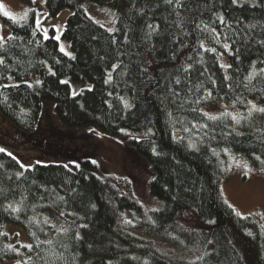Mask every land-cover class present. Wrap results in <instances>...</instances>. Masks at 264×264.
<instances>
[{
  "label": "trees",
  "instance_id": "1",
  "mask_svg": "<svg viewBox=\"0 0 264 264\" xmlns=\"http://www.w3.org/2000/svg\"><path fill=\"white\" fill-rule=\"evenodd\" d=\"M86 1L110 11V28L86 12ZM45 5L50 16L72 10L62 34L72 54L44 35L34 13L18 21L0 11L9 30L0 40V112L34 146L49 104L67 129L125 135L126 151L149 166L158 207L147 209L115 176L98 175L92 159L24 168L0 152V261L264 264L260 222L237 215L221 191L225 152L264 158V112L253 109L264 108V0ZM220 102L240 116L209 119L207 109ZM183 129L192 130L193 145L175 135ZM7 225L29 244H13Z\"/></svg>",
  "mask_w": 264,
  "mask_h": 264
},
{
  "label": "rangeland",
  "instance_id": "2",
  "mask_svg": "<svg viewBox=\"0 0 264 264\" xmlns=\"http://www.w3.org/2000/svg\"><path fill=\"white\" fill-rule=\"evenodd\" d=\"M46 0H0V11L7 17H15L14 20H27L34 13L37 27L45 36H54L59 41L62 52L71 55L69 42L63 38V30L68 16L72 13L69 8L62 9L56 16L47 13ZM86 12L102 24L112 25L114 16L109 10L96 5L91 1L83 4ZM27 13V15H25ZM13 19V18H12ZM2 26L1 35H8V28L0 20ZM110 28V27H109ZM54 30V33L51 30ZM220 64L227 71L229 60L227 54H219ZM256 103V102H255ZM53 105V106H52ZM44 107L41 119L39 139L42 142L34 146L33 141L22 140L18 137L16 128L12 122L0 112V148L9 151L18 158L23 167L32 166L36 162L60 161L64 163L80 164L84 159H92L98 175L115 176L121 183L130 189L147 209L158 207L157 200L149 192V180L151 172L149 166L140 158H136L126 151L124 144L125 135L108 136L101 132L95 133L89 127L79 129H67L60 122L54 111V104ZM212 116L230 113L240 116L241 112L233 105L220 102L207 109ZM198 127V126H197ZM200 127V126H199ZM87 128V129H86ZM192 130H176L177 137H184L190 141ZM138 135V134H137ZM20 139V140H19ZM19 140V141H17ZM22 140V141H21ZM52 142V144L50 143ZM38 143V142H37ZM60 147L63 150H60ZM68 149L69 152L65 150ZM225 169L221 191L224 200L241 217L254 216L264 232V158L259 162H253L241 153L227 151L221 156ZM12 243L29 244L27 234L18 226L7 225ZM163 245V241L155 238ZM0 264H16V261L8 259L0 261ZM109 264H122L121 261L111 260Z\"/></svg>",
  "mask_w": 264,
  "mask_h": 264
},
{
  "label": "snow or ice",
  "instance_id": "3",
  "mask_svg": "<svg viewBox=\"0 0 264 264\" xmlns=\"http://www.w3.org/2000/svg\"><path fill=\"white\" fill-rule=\"evenodd\" d=\"M167 2H168V3H171L172 0H167ZM4 15H5V16H8V15H10V14L7 13V12H5ZM25 15H27V13H25ZM12 18L15 19V17H12ZM0 30H2V26H0ZM9 38H11V37H9ZM3 39H4V37H3L2 35H0V40H3ZM57 39H59V38L57 37ZM225 47H227V45H226ZM61 50H63V48H61ZM211 51H215V49H211ZM0 63H3V59H0ZM209 95H210V94H209ZM253 109H255V110H257V111H260V112H264V108L256 109V106H255V105H253ZM205 115H207V113H205ZM209 119L215 120V119H217V117H215V116H209ZM236 122L239 123V122H240L239 119H237ZM3 151H5V150L2 149V148H0V152H3ZM8 155H11V153H8ZM257 159H259V157H257ZM65 167H66V166H65ZM262 171H264V169H262ZM9 207H11V205H9ZM14 210H18V209H14ZM237 215H240V213L237 212ZM49 243H50V242H49ZM26 247L31 248V245H27Z\"/></svg>",
  "mask_w": 264,
  "mask_h": 264
}]
</instances>
